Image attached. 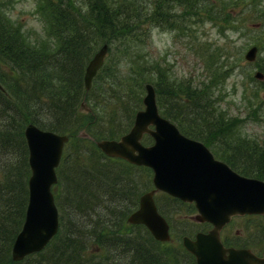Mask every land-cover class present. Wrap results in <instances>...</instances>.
Returning a JSON list of instances; mask_svg holds the SVG:
<instances>
[{
	"label": "trees",
	"instance_id": "obj_1",
	"mask_svg": "<svg viewBox=\"0 0 264 264\" xmlns=\"http://www.w3.org/2000/svg\"><path fill=\"white\" fill-rule=\"evenodd\" d=\"M39 3L41 6L38 4L37 8L46 17L47 35L55 36L59 42L55 50L41 42L37 48L27 39L29 29L11 26L7 20L9 4L0 0V59L9 62L14 72L10 78L6 75L7 83L0 80L4 86L0 88V117L4 118L0 122V152L14 157L7 164L0 155V167L4 170L0 175V264H180L182 250L162 249L168 247L156 241L143 224L127 223V214L138 202L141 180L137 183L135 178L143 179L142 166L107 157L94 139L124 133L141 107V90L146 82H151L160 112L176 122L180 130L204 141L237 171L264 179V137L259 139L242 131V118L226 115L213 95L224 86L229 68L208 66L207 79L192 86L176 81L170 76L172 72L166 62L163 66L159 60L151 61L144 45L140 46L146 42L153 23L165 27L173 20L176 27H183L188 18H192L191 22H202L207 17L215 23L223 19L235 24L231 12L225 10L232 0L225 5L213 4L211 0H153V7L148 0H39ZM218 26L226 24L220 22ZM109 42L115 43L120 54L113 71L119 68L122 57L132 53L130 71L105 76L100 73L105 68L104 62L86 90L85 66L96 50ZM256 44L259 47L256 64L264 71V56L260 53L264 47L260 42ZM218 51L232 56L228 49ZM242 52L238 49L236 54L242 57ZM124 81L128 91H140L132 104L133 94L115 96L116 108L105 112L108 122L103 123L102 114L98 113L99 99L93 105L87 104L89 110L81 105L95 93L97 83L112 92L116 82ZM254 96L258 97V92ZM249 107L247 115H255L261 109L252 102ZM46 109L49 119L43 116ZM72 118L75 121L70 124ZM28 121L70 135L65 148L69 147L79 166L70 169L69 174L63 173L62 167L57 168L59 181L53 188L60 212L57 234L42 251L14 261L11 247L22 227L27 204L29 165L23 129ZM115 121L118 123L114 124ZM78 125L87 128L84 131L90 137L73 135ZM79 138L87 146L84 164L79 160L85 150L78 145ZM102 156L115 168L96 166ZM122 182L125 185L121 188ZM93 217V222H86ZM93 244H97V249H92L97 254L88 251ZM151 252L155 254L154 260L152 255L148 257Z\"/></svg>",
	"mask_w": 264,
	"mask_h": 264
},
{
	"label": "water",
	"instance_id": "obj_2",
	"mask_svg": "<svg viewBox=\"0 0 264 264\" xmlns=\"http://www.w3.org/2000/svg\"><path fill=\"white\" fill-rule=\"evenodd\" d=\"M107 47L103 43L87 62L83 74L86 89L102 65ZM257 48L255 44L250 46L245 58L254 60ZM254 76L263 79L264 73L256 70ZM145 89L144 105L135 112L129 130L116 138L96 140L106 155L153 170L154 187L140 194L139 205L128 215V221L145 224L155 239L167 241L169 224L154 201L155 191L163 190L194 201L197 208L194 217L212 224L207 232L196 233L194 239L187 236L182 239L184 247L195 256L196 264H264V252L257 255L249 248L225 247L220 239L221 229L233 215L264 214V179L239 173L216 158L204 142L181 132L160 113L152 83L147 82ZM82 104L89 108L83 101ZM145 133L153 137L152 143L142 142ZM24 134L30 174L25 218L12 247L15 260L37 252L57 229L52 185L57 181L55 168L69 138L65 133L42 129L34 123L26 125Z\"/></svg>",
	"mask_w": 264,
	"mask_h": 264
},
{
	"label": "rangeland",
	"instance_id": "obj_3",
	"mask_svg": "<svg viewBox=\"0 0 264 264\" xmlns=\"http://www.w3.org/2000/svg\"><path fill=\"white\" fill-rule=\"evenodd\" d=\"M211 1L213 4L220 3L221 5H225L228 2V0ZM4 2H7V5L9 4V19L7 20L11 23V26H23V29H26V31L29 29L27 33L30 34H28L27 39L32 45L35 44L37 48H39V46L43 44L52 50L56 49L59 42L55 36H49L46 33V17L39 11V8H37L38 4L41 6L39 0H4ZM148 2H150V5H148L153 7V0H148ZM232 2L231 5H225V10L231 12L232 18L236 20L235 24L230 20L225 21L223 19H219L218 23H215L214 20H210L207 17H203L202 22H191L190 20H192V18H188L185 20L183 27H176V22L173 20L171 25H165V27L153 23L150 29L148 28L146 42L140 46L144 45L146 55L151 61L159 60L163 66H165L164 63L166 62L172 72L170 76H173L176 81L189 83L192 86H199L200 83L207 79L209 74L208 66L218 65L223 68H229L224 86L220 87V92L215 90L213 94L217 100L216 103L221 104L219 107L223 112L225 110L224 113L226 115L230 113L242 118L240 124L242 131L248 135L261 139L264 137V79L260 80L254 77L253 73L258 68L256 60L248 62L244 54L246 49L252 44H256V42H260L264 47V0H232ZM175 12L178 13V11ZM220 15H224V12L221 11ZM144 22L148 24L147 20ZM220 22L226 24V26H218ZM227 25L238 29L235 30ZM138 40L136 41L137 46L140 44ZM40 42L41 45L38 44ZM116 49L115 43L109 42L105 54V68L101 69V74H105L106 76V73H108L112 77V72L121 71V73L125 74L130 71V62L131 59H133L132 53L129 57L124 56L119 60L120 64H118V66L120 70L117 68L113 71L116 61L120 58V54L116 52ZM225 49H228L232 56L226 57L225 53L219 54L218 50ZM238 49L243 50L242 57L236 54ZM260 53H263L262 55L264 56V50L261 49ZM107 65L111 67L109 68ZM11 66L9 62L0 59V80L3 84L7 83L9 80L5 78L6 75L8 78L14 76V72L10 69ZM96 81L97 79H95V85ZM3 84L1 89H4ZM126 87L127 84L125 81L122 83L116 82L114 90L109 92V90L104 89L102 85L97 83L95 93L91 98H87L86 102L89 105H93L94 100L99 99L100 105L98 103V113L102 114L101 120L103 123H106L108 122L106 113L111 107L116 108L115 96L123 97L128 93L130 96L133 94L131 96L132 104L140 91L137 89L128 91ZM141 91L142 101V97L146 92L145 88ZM254 92H258L259 96H254ZM245 100L252 102L261 109L258 110L255 115H253V113L247 115L250 111V102L246 104ZM43 116L49 119L47 109ZM87 118L88 117L85 119ZM1 119L0 117V122L4 120V118L3 120ZM124 120V118L121 119L122 122H124ZM73 121H75L74 118L71 119L70 124H72ZM116 123L118 122L115 121L114 124ZM86 129L78 125L74 127L75 131L73 135L77 136L80 130ZM151 141L152 138L149 135L144 136V143H150ZM85 142L86 141L80 138L78 139V145L85 149L84 153L79 155L81 156L79 158L80 162L82 161L81 164H84L87 160L88 152L87 146L84 144ZM68 148L69 147H66L65 156H63L58 167H62L61 171L63 170V173L68 172L69 174L70 169L79 166V161L77 158L73 157L72 151ZM209 148L215 153L210 146ZM8 154L9 153L2 155V151L0 152V155L7 164L14 158ZM26 155L28 158V152ZM217 157L220 158L219 156ZM100 159V162L99 159H97L98 162L95 163L96 166H110L111 168H115V166L111 165L106 159ZM142 168L143 170L141 169L140 174L142 173L144 175L143 179L141 176L135 178L137 183L141 180L139 194L146 191V189L154 187L152 182V169L148 166H142ZM3 171V167H0V175ZM123 183L125 182L121 183V188L125 185ZM155 201L158 210L167 218L171 230V239L162 244L168 248L162 247V249H166L167 251H173V249L176 251L180 249L182 250V253L179 254L180 264H195L191 256L183 253L184 248L181 244V237L183 235L193 236L197 231L205 229L201 223L194 221L195 218L193 213L195 212V208L191 204L161 190L156 191ZM121 205H124V199L123 201L121 200ZM137 206L138 204H136L132 210ZM94 218L95 217L86 222H93ZM127 223L132 224L128 220ZM221 236L227 244L230 243L236 247L250 248L256 253H261L259 251L264 250V215H236L232 218L229 226H226L222 230ZM96 246L97 244H93L92 247H88L90 254H97L92 251V249H97ZM151 255L154 257V260L155 254L151 252L148 257Z\"/></svg>",
	"mask_w": 264,
	"mask_h": 264
},
{
	"label": "bare ground",
	"instance_id": "obj_4",
	"mask_svg": "<svg viewBox=\"0 0 264 264\" xmlns=\"http://www.w3.org/2000/svg\"><path fill=\"white\" fill-rule=\"evenodd\" d=\"M101 68V67H100ZM99 68V69H100ZM98 69V70H99ZM97 70V71H98ZM97 73V72H96ZM84 74V73H83ZM84 82V81H83ZM28 123H33V122H28ZM28 123H26V125L28 124ZM35 124V123H34ZM26 125L24 126V129H23V136L25 137V134H24V130H25V127H26ZM36 125V124H35ZM36 126H38V125H36ZM39 127V126H38ZM41 128V127H40ZM42 129H44V128H42ZM47 130H50V129H47ZM28 152V151H27ZM107 157H111V158H120V157H116V156H108V155H106ZM101 158H104V159H106L104 156H102ZM121 159V158H120ZM123 159V158H122ZM28 160V159H27ZM106 160H108V159H106ZM125 160V159H124ZM127 161V160H126ZM225 162H227V161H225ZM131 164H133V163H131ZM28 165H29V160H28ZM136 165V164H135ZM29 170H30V165H29ZM29 178V177H28ZM58 181H59V178H57V181H56V183H55V185L58 183ZM27 184H28V179H27ZM54 188V187H53ZM52 192H53V189H52ZM53 194H54V192H53ZM27 202H28V194H27ZM138 202H139V198H138ZM138 202H137V204H138ZM54 203H55V207H56V211H57V229H56V231H55V233L53 234V235H51V237L48 239V241L39 249V250H37V252H35V253H38V252H40V251H42L47 245H48V243L51 241V239L57 234V232H58V229H59V223H60V212H59V208H58V204H57V202L56 201H54ZM26 208H27V204H26ZM26 208H25V212H26ZM136 209V208H135ZM133 210H131L129 213H131ZM129 213L127 214V216L129 215ZM127 216H126V218H127ZM131 223V222H130ZM134 224H137V223H134ZM225 224H227V222L225 223ZM21 230V229H20ZM19 231V230H18ZM17 235V234H16ZM33 235H35V233H33V234H31V236H33ZM16 237V236H15ZM39 237V236H38ZM154 238V237H153ZM14 240H15V238H14ZM13 243H14V241H13ZM232 246V245H231ZM12 247H13V244H12ZM12 247H11V257H12ZM263 254V253H262ZM26 257V256H25ZM24 257V258H25ZM12 259H13V257H12ZM14 261H21V260H23V259H19V260H15V259H13Z\"/></svg>",
	"mask_w": 264,
	"mask_h": 264
},
{
	"label": "flooded vegetation",
	"instance_id": "obj_5",
	"mask_svg": "<svg viewBox=\"0 0 264 264\" xmlns=\"http://www.w3.org/2000/svg\"><path fill=\"white\" fill-rule=\"evenodd\" d=\"M206 227H207V224H205V228H206ZM208 228H210V226H209ZM208 228H206L205 230H207ZM226 245L231 246L232 244H230V243L227 244V243H226ZM232 246H233V245H232Z\"/></svg>",
	"mask_w": 264,
	"mask_h": 264
}]
</instances>
